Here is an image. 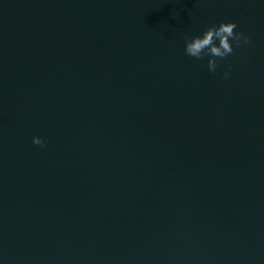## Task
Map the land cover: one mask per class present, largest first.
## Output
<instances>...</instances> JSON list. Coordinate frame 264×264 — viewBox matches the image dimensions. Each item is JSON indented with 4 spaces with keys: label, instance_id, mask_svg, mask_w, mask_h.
I'll return each instance as SVG.
<instances>
[{
    "label": "water",
    "instance_id": "95a60500",
    "mask_svg": "<svg viewBox=\"0 0 264 264\" xmlns=\"http://www.w3.org/2000/svg\"><path fill=\"white\" fill-rule=\"evenodd\" d=\"M0 264H264V0H0Z\"/></svg>",
    "mask_w": 264,
    "mask_h": 264
},
{
    "label": "clouds",
    "instance_id": "9594fccd",
    "mask_svg": "<svg viewBox=\"0 0 264 264\" xmlns=\"http://www.w3.org/2000/svg\"><path fill=\"white\" fill-rule=\"evenodd\" d=\"M237 25L234 22H221L218 26H212L207 28L202 35L184 36L185 40V53L188 56L194 57L196 59H202L203 55H208L210 58L207 62V67L210 72H215L217 67V60L212 57H219L221 59L233 52L231 40L239 46L241 41L245 44L249 43V38L239 32H235ZM218 41V44L216 43ZM225 78H227L228 73H224ZM32 142L36 145L44 146V141L39 137H33Z\"/></svg>",
    "mask_w": 264,
    "mask_h": 264
}]
</instances>
